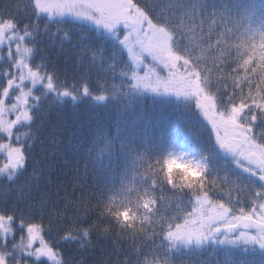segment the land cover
<instances>
[{
    "label": "snow or ice",
    "instance_id": "snow-or-ice-1",
    "mask_svg": "<svg viewBox=\"0 0 264 264\" xmlns=\"http://www.w3.org/2000/svg\"><path fill=\"white\" fill-rule=\"evenodd\" d=\"M0 191V264H264V0L0 14Z\"/></svg>",
    "mask_w": 264,
    "mask_h": 264
},
{
    "label": "trees",
    "instance_id": "trees-1",
    "mask_svg": "<svg viewBox=\"0 0 264 264\" xmlns=\"http://www.w3.org/2000/svg\"><path fill=\"white\" fill-rule=\"evenodd\" d=\"M28 2V0H0V14H7L9 12H15L18 9L22 10L23 6ZM45 44L47 41L44 42ZM71 63V62H70ZM57 67L61 71L64 69L63 57H60L57 61ZM69 77L72 73L69 71ZM87 113L81 112L78 116H73L71 112H66L61 115L54 114L50 117L49 127L51 124L56 123L60 119L71 121L74 118L79 121H86L89 119ZM39 150V149H38ZM55 191V182L51 189ZM45 189L41 187L40 193H43ZM79 191V189H77ZM40 193H34L39 198ZM10 196H15L16 193H9ZM4 193L0 191V198H3ZM55 199V196L52 197ZM94 203V201H93ZM94 246L91 249L87 250H77L75 245H65V255L69 260V264H79V261L83 258V264H118L119 261L124 259V256L127 254L128 242L122 241L119 247V251L116 250L115 246L112 244L111 240H97L96 237H93ZM180 258H178L179 260ZM220 259H223L222 257Z\"/></svg>",
    "mask_w": 264,
    "mask_h": 264
}]
</instances>
